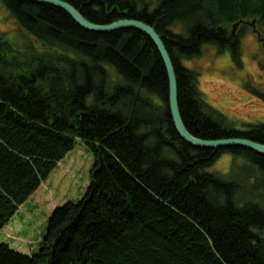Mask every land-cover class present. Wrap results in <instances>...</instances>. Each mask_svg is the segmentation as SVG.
Segmentation results:
<instances>
[{"label": "trees", "instance_id": "16d2710c", "mask_svg": "<svg viewBox=\"0 0 264 264\" xmlns=\"http://www.w3.org/2000/svg\"><path fill=\"white\" fill-rule=\"evenodd\" d=\"M62 1L97 25L129 19L154 29L193 137L264 145V123L234 129L206 104L198 74L182 64L204 45L238 62L232 27L251 20L264 37V0ZM0 3L39 43L19 51L0 36V230L76 140L93 157L83 197L52 211L37 252L0 243V264H264V208L254 195H238L235 180L206 172L229 153L246 164L244 181L252 170L260 174L251 178L259 188L264 156L242 148L213 154L180 139L165 67L145 35L88 32L49 5Z\"/></svg>", "mask_w": 264, "mask_h": 264}, {"label": "rangeland", "instance_id": "374dc122", "mask_svg": "<svg viewBox=\"0 0 264 264\" xmlns=\"http://www.w3.org/2000/svg\"><path fill=\"white\" fill-rule=\"evenodd\" d=\"M246 21L235 33L240 39V58L237 62L229 52L219 53L215 46L204 45L198 57L182 61L184 67L198 74V88L206 104L221 114L232 127L241 130L247 125L264 123V51L250 23ZM0 36L16 50L27 45L39 48V43L22 31L14 18L0 3ZM115 76V74H113ZM242 160L229 153L221 154L206 172L239 185L238 195L264 208V178L258 188L260 174L251 168L250 178L243 180ZM93 157L81 140L57 164L39 188L18 207L9 223L0 230V243L24 255L38 250L52 211L67 202H78L90 183ZM249 173V171H248ZM241 197V196H240ZM264 238V231L261 233Z\"/></svg>", "mask_w": 264, "mask_h": 264}, {"label": "water", "instance_id": "95a60500", "mask_svg": "<svg viewBox=\"0 0 264 264\" xmlns=\"http://www.w3.org/2000/svg\"><path fill=\"white\" fill-rule=\"evenodd\" d=\"M26 1H30L38 4H45L60 9L61 11L66 13L76 25H78L80 28L88 32L103 34V33L119 31V30H134L145 35L156 48L162 60V63L165 67L167 79H168V91H169L168 105H169L170 116L175 131L180 137V139L193 147L211 150L213 151V154L218 150L235 147V148L247 149L264 156V145L252 142L250 140L241 139V138L202 140L195 138L191 134H189V132L185 129L183 125L178 108L177 80L171 59L167 53V50L161 38L149 25L137 20H129V19L118 20L113 23L104 24V25H97L86 20L83 16H81V14H79V12L75 8H73L70 4L62 0H26ZM238 25H239L238 23L235 24L233 31L235 30V27Z\"/></svg>", "mask_w": 264, "mask_h": 264}, {"label": "flooded vegetation", "instance_id": "af4514ba", "mask_svg": "<svg viewBox=\"0 0 264 264\" xmlns=\"http://www.w3.org/2000/svg\"><path fill=\"white\" fill-rule=\"evenodd\" d=\"M244 23H246V22H243V23L239 24L238 26L235 27V29L237 30V29L240 28L242 25H245ZM234 26H235V25H234ZM234 26L232 27V30H231V34H233V35L235 34V30L233 31ZM250 26H251L252 32L255 34V36H256L258 42L260 43L261 48H262L263 51H264V37H263V35L257 30L256 25H255V22H251V23H250ZM255 31H256V32H255ZM236 33H237V32H236Z\"/></svg>", "mask_w": 264, "mask_h": 264}, {"label": "bare ground", "instance_id": "6f19581e", "mask_svg": "<svg viewBox=\"0 0 264 264\" xmlns=\"http://www.w3.org/2000/svg\"><path fill=\"white\" fill-rule=\"evenodd\" d=\"M232 148H235V147H232ZM243 149V148H242ZM247 150V149H246Z\"/></svg>", "mask_w": 264, "mask_h": 264}]
</instances>
